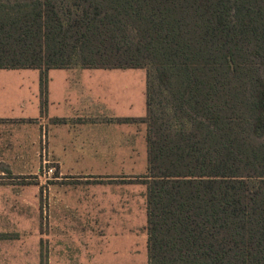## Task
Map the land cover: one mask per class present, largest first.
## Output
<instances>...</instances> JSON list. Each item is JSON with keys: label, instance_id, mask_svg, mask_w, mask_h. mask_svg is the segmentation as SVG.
<instances>
[{"label": "trees", "instance_id": "16d2710c", "mask_svg": "<svg viewBox=\"0 0 264 264\" xmlns=\"http://www.w3.org/2000/svg\"><path fill=\"white\" fill-rule=\"evenodd\" d=\"M73 66L147 68L148 264H264V0H0L42 111Z\"/></svg>", "mask_w": 264, "mask_h": 264}, {"label": "crops", "instance_id": "0c3cea01", "mask_svg": "<svg viewBox=\"0 0 264 264\" xmlns=\"http://www.w3.org/2000/svg\"><path fill=\"white\" fill-rule=\"evenodd\" d=\"M138 70L50 68L42 111L41 70L0 68V74L11 71V75H20L0 77L5 88L0 90V176L9 173L13 177L3 178L0 191L15 186L16 196L11 197L21 203L27 199L21 189L28 184L21 177L28 170V148L31 142L39 155L43 141L47 146L44 144L42 150H48L58 167V194L54 192L52 203L58 225L62 223L58 226L62 235L89 233L92 219L100 228L109 213L135 218L143 210L147 217V199L142 209L134 196H125L124 188L118 187L120 180L116 181L122 173L129 175L148 167L147 125L141 120L146 113ZM8 85L10 89H6ZM4 120H15V124ZM30 127L35 130L31 136ZM63 176L76 177L77 182L69 177L62 180Z\"/></svg>", "mask_w": 264, "mask_h": 264}, {"label": "rangeland", "instance_id": "374dc122", "mask_svg": "<svg viewBox=\"0 0 264 264\" xmlns=\"http://www.w3.org/2000/svg\"><path fill=\"white\" fill-rule=\"evenodd\" d=\"M139 69L136 76L141 74V99L145 115L147 68ZM1 72H4L0 74L2 79L1 75L20 76L9 74L11 71ZM2 86L3 82L0 90L5 89ZM6 89H10L9 85ZM4 121L15 124V120ZM34 132L30 127V136ZM44 144L41 141L39 155H35L31 142L28 148V170L27 174L21 177V181L28 184L26 188L21 189L23 197L27 196V199L21 203L11 197L16 196L15 186L0 191V264H148L147 217L144 216L143 210L135 218H130L126 213L116 216L109 213L101 220L103 225L100 228L95 226L97 220L92 219L87 230L89 233L62 235V229L58 227L62 223L58 225L59 218L54 214L52 203V196L58 191V167L48 150H42ZM13 157L15 160V155ZM50 168H53L52 172L49 171ZM146 173L145 169L129 175L122 173L116 180H120L122 187H118L124 188L125 196H134L142 209L146 207L147 186L137 177ZM9 176V173L0 176V182H5L3 178H13ZM67 177L74 178L72 181L77 182L73 176H63L62 180ZM5 198L8 199L7 202H4ZM72 225L77 227L75 223ZM125 232L135 234L124 235Z\"/></svg>", "mask_w": 264, "mask_h": 264}, {"label": "built area", "instance_id": "2783aa9c", "mask_svg": "<svg viewBox=\"0 0 264 264\" xmlns=\"http://www.w3.org/2000/svg\"><path fill=\"white\" fill-rule=\"evenodd\" d=\"M49 171L52 172L53 171V168H50Z\"/></svg>", "mask_w": 264, "mask_h": 264}]
</instances>
